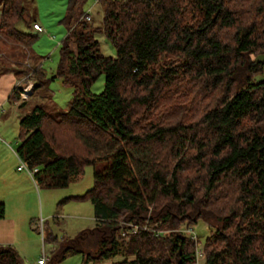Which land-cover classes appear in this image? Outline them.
<instances>
[{
  "label": "trees",
  "instance_id": "trees-1",
  "mask_svg": "<svg viewBox=\"0 0 264 264\" xmlns=\"http://www.w3.org/2000/svg\"><path fill=\"white\" fill-rule=\"evenodd\" d=\"M23 1L0 0V75L28 59L39 86L37 35L17 27L31 22ZM82 1L68 4L57 66L69 109L36 105L19 120L16 152L45 187L108 161L93 187L60 201L89 199L92 228L59 243L44 222L51 260L196 264L198 240L181 226L203 219L205 264H264V0H107L101 31L115 56L101 52ZM128 223L139 228L122 235ZM0 264L25 263L0 244Z\"/></svg>",
  "mask_w": 264,
  "mask_h": 264
},
{
  "label": "rangeland",
  "instance_id": "rangeland-1",
  "mask_svg": "<svg viewBox=\"0 0 264 264\" xmlns=\"http://www.w3.org/2000/svg\"><path fill=\"white\" fill-rule=\"evenodd\" d=\"M107 0H83L81 10L89 13L91 19L87 22L91 28L95 29L94 37L100 43V50L104 55L115 56L116 48L110 40L101 31L102 20L106 9ZM70 0H24L23 5L27 9V15L31 20L27 25L24 21L17 23V27L23 31L36 34L37 37L30 47L32 53L40 58L42 67L45 70V77L35 78L33 73L32 61L27 60L21 65V68L15 67L21 71L22 75L18 82V87L26 86L32 83V93L25 99L27 107L30 109L36 105L44 107L52 115H56L62 111H67L70 107L72 98V87L65 84L57 75V66L60 58V43L68 32V27L64 22ZM33 21H37L42 30H35L32 25ZM105 86V75L101 74L91 86L92 93H100ZM23 101V100H22ZM4 109H7L8 115L0 120V133L6 140L16 149L18 146L19 123L16 121L14 113L15 107L8 102ZM8 118V119H6ZM2 122V123H1ZM5 122V123H4ZM5 158H3L4 160ZM19 164V160H18ZM108 165V161H98L95 165H86L80 178L70 183L66 187L49 188L39 182L36 187V196L32 190L27 191L25 188L26 201L34 210L33 217L35 222L39 224L41 220L47 223L49 228L57 236L59 243H65L69 237H74L80 230L92 228L95 225L94 208L89 199L76 200L70 199L60 203L63 198L80 195L93 187L94 170H101ZM6 172L0 170V201L4 200L6 187L12 180ZM32 181V180H31ZM23 193V192H21ZM3 195V196H2ZM42 203L44 205V214L42 213ZM58 216V217H57ZM36 227V226H35ZM32 226V235L37 241L28 244L26 254H20L25 264H38L39 256L46 253L48 264H109L110 260L96 259L93 262L85 263L83 254H71L60 262L52 261L53 251L56 249L55 244L47 241L44 245L43 238L39 229ZM190 233L196 236L197 250L203 251L206 237L210 232V227L203 219L193 224ZM190 228L186 223L182 224L181 229ZM45 235V232H44ZM19 252V251H18ZM121 257L119 254L116 258ZM196 264H205V256L201 252L197 257Z\"/></svg>",
  "mask_w": 264,
  "mask_h": 264
},
{
  "label": "crops",
  "instance_id": "crops-1",
  "mask_svg": "<svg viewBox=\"0 0 264 264\" xmlns=\"http://www.w3.org/2000/svg\"><path fill=\"white\" fill-rule=\"evenodd\" d=\"M34 22L37 21H33V24ZM32 27L34 26L32 25ZM17 71L18 70L15 69L0 75V109H2L0 110V120L8 115V111L4 109V106H6L8 102H11L9 100V95L21 78L17 75ZM11 103L15 107H18V109H15L16 112L14 113L18 123L21 116L26 112H30L32 109L27 107V103L22 108L19 107L20 103L18 101H13ZM0 136L3 138V141L0 140V170L12 177H10L12 182L8 186H5L7 192L5 191L3 194L5 195L2 197L4 200L1 199L5 204V213L3 217H0V244L13 245L20 254L25 255L28 244L32 241H37V238L33 236L31 232L32 226L35 227L36 224L33 217L34 210L28 205L23 190L25 188H27V191L32 190V193L36 196L37 189L35 185L37 186V184L35 183V179L30 177L24 170L18 169L19 158L16 149L3 135H1V133ZM3 158L5 159L3 160ZM41 209L43 213V203ZM46 259L48 263L47 256Z\"/></svg>",
  "mask_w": 264,
  "mask_h": 264
},
{
  "label": "built area",
  "instance_id": "built-area-1",
  "mask_svg": "<svg viewBox=\"0 0 264 264\" xmlns=\"http://www.w3.org/2000/svg\"><path fill=\"white\" fill-rule=\"evenodd\" d=\"M86 18L87 19H90V14L89 13H86ZM34 28L35 29H38V30H42V27L39 23H34L33 24ZM18 85V83H17ZM32 93V83H29L28 85L26 86H22V89L20 90V100L18 101L19 103L22 101V100H25L27 99L30 94ZM2 110V109H0ZM0 140L3 141V138L0 136ZM18 155V154H17ZM18 158H19V165H18V169L19 170H24L30 177H32L33 179H35V174L36 172L38 171V168H30L27 163L18 155ZM43 224H44V221L41 220L39 222V224H35V228L39 229L40 233H42L41 235L44 236V228H43ZM127 228H123V230L121 231L122 235H126L127 233L129 232H134L136 231L138 228H139V225L137 224H133V223H128L127 225ZM144 229H146L147 227L146 226H143ZM192 228H187V229H183L184 231H187V232H190ZM192 237L197 240L196 236L192 235ZM43 241H44V238H43ZM202 251H199V250H196V255L197 257H199V254H201ZM38 263L39 264H48L47 263V259H46V256H45V253H43L42 256H40V258L38 259Z\"/></svg>",
  "mask_w": 264,
  "mask_h": 264
}]
</instances>
